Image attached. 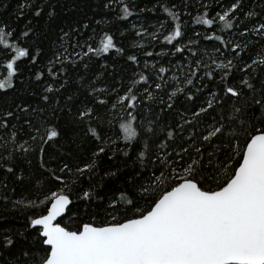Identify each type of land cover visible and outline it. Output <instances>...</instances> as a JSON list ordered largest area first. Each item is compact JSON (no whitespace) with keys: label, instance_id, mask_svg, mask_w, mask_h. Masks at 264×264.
I'll use <instances>...</instances> for the list:
<instances>
[{"label":"snow or ice","instance_id":"snow-or-ice-1","mask_svg":"<svg viewBox=\"0 0 264 264\" xmlns=\"http://www.w3.org/2000/svg\"><path fill=\"white\" fill-rule=\"evenodd\" d=\"M217 4L221 11L213 15L210 6L201 3L203 11L194 23L209 26L212 35L204 39L221 42L234 55L217 62L207 50L189 48L192 61L188 75L183 81L178 76L172 78L176 84L192 85L202 94L207 87L203 79L216 81L214 90L201 99L194 98L191 88L168 84L173 91L164 92L166 99H159L158 112L149 108L151 118L135 126L133 121L138 118L128 109L137 107V90L129 86L121 94L118 87H97L102 80L89 63L93 56L112 49L124 51L114 36L104 32L94 47L91 41L95 31L83 38L84 30L90 27L87 19L65 18L55 23L56 40L50 57H44L52 82L46 83L40 94L46 107H33L21 99L0 112V129H12L3 145L6 154L0 155V169L23 183L22 165L26 163L31 169L29 156H33L43 170L41 177L47 176V180L38 181L39 188L27 199L0 196L5 203L11 202L12 208L42 209L28 217L26 230L36 233L31 244L12 259L0 255L3 264H264V0H228L226 8L222 0ZM58 6L52 0H21L16 16L19 19L27 12L40 18L46 12L48 20L55 22ZM188 7L182 5L184 10ZM121 11L124 17L132 14L123 0ZM164 11L173 21L164 41L172 44L177 38L184 39L181 9L174 4ZM217 20L224 29L234 30L232 39L215 34ZM30 35H36L33 27L17 33L8 23L0 22V46L8 54L0 92L15 88L21 58H30L35 65L42 56L39 46L23 45L21 37L27 40ZM151 35L156 39L155 33ZM199 35L194 33L196 39ZM188 42L194 43L193 37H188ZM256 44L260 49L239 67L242 76L237 82L232 77L237 67L233 61H243L241 53L247 54ZM173 48L175 52L184 50L176 45ZM214 50L223 55L220 48ZM206 55L210 64L205 62ZM128 60L138 63L136 55L128 56ZM213 65L219 72L211 70ZM202 69L204 76L196 86L193 78ZM168 70L156 68L155 89L164 87ZM33 75L39 83L45 73L35 71ZM77 78L79 83H75ZM149 79L142 72L133 84ZM180 94L183 102H179ZM153 96L144 89V97ZM118 106L126 115L116 121L122 135L113 140L107 133L116 126L115 118L106 121L97 109L103 108L111 117ZM49 109L57 121L67 117L63 135L43 116ZM38 117H42L40 124L35 122ZM12 121L32 129L29 140H17ZM105 123L107 129L103 128ZM120 140L126 142L123 147ZM53 141L56 147L46 148ZM118 153L122 167L101 175L100 158L112 160ZM33 179L29 172L30 186H34ZM0 187L7 193V184ZM81 203L83 215L76 207ZM101 214L103 218L98 220ZM65 215L68 223L62 226L57 218ZM25 231L0 230V253L11 256V249L28 239Z\"/></svg>","mask_w":264,"mask_h":264},{"label":"trees","instance_id":"trees-1","mask_svg":"<svg viewBox=\"0 0 264 264\" xmlns=\"http://www.w3.org/2000/svg\"><path fill=\"white\" fill-rule=\"evenodd\" d=\"M21 0H0V22L8 23L11 28L15 29L17 33L23 31L26 27H33L36 30L35 37H30L25 40L21 37L23 45L28 47L32 45H37L42 49V56L38 58V63L32 65L30 58H21L17 64L19 67V74L14 78L15 88L10 89L7 92H0V112L7 110L13 101L19 102L21 99L27 100L33 105V107L39 106L45 108L46 105L41 102L40 94L43 91V86L46 83H51L52 80L47 73V60L44 57H50L52 50V42L56 40V31L55 23H60L61 20L68 19H87L90 27L84 30L83 38L87 39L89 36L93 35L95 31L96 36L94 37L93 46L96 47L99 42L100 35L104 32H108L114 36V41L118 47L122 48L124 51L122 53L117 52L115 49L109 51V53L102 54L101 56H93L90 63V67L93 73H99L102 80V84L97 85V87L107 84L109 88L118 87L123 91H126L129 86H133L134 89L138 92V101L137 107L135 109H128L133 115L137 116V121H133L135 126L144 119H150L149 108L153 111L158 112L159 110V99L166 97L164 92L167 91L171 93L173 88H169L168 84H172L174 87H186L191 88L194 93V98L199 97L203 98L209 90H214L216 81H209L208 79H203V83L207 85L204 89V93L196 92L195 87L192 85L186 84H176V81L173 80V76H178L181 81L184 80L185 76L188 75L189 66L191 65L192 57L188 51L189 48L197 49L201 52L207 50L208 54H211L214 59H217V62L225 59V56L232 58L234 55L231 53L230 49H224L221 42L216 40H206L204 39L207 35H212V32L209 31V26L203 24H196L194 20L198 13H202V9L199 7L201 3L208 4L209 11L214 15L216 12H220L221 9L217 4V0H123L130 6L131 15L124 17L123 12L121 11L122 0H52L53 3L58 2L57 12L58 17L55 22L48 20L46 12L40 18H33L30 13L26 12L24 17L17 19L16 16V7ZM224 7L228 6V0H222ZM109 3L110 7L105 8L104 4ZM7 4L8 7L4 8L3 5ZM177 5L181 9V21L182 29L186 33L185 38H177L172 44H168L164 41V35H167L171 31L173 26V21L167 12L164 11V8H171L172 5ZM183 4H188L189 7L184 10L182 8ZM255 6V4L251 5ZM257 11H260L259 7L256 8ZM190 13L191 15H188ZM31 20V25L27 24V21ZM164 24L165 27L161 28L160 25ZM216 35L225 36V40L232 39L231 33L234 30L224 29L222 22L217 20V25L214 26ZM146 29L144 32L142 30ZM141 32L140 36H137L136 33ZM152 33H155L156 39H153ZM194 33H199V39L194 37ZM188 37H193L194 43L189 44ZM239 42V41H238ZM173 45L183 48L182 52H175ZM220 48L223 55L220 52H216L214 49ZM260 44H256L255 49L248 51L247 54L241 53L243 61L238 62L233 61L234 64H237V67L232 70V77L238 82L242 74L239 71V67L242 66L243 62L248 61L250 56L255 55L256 51H259ZM147 52H152L151 57L147 56ZM160 53V55H157ZM14 54V53H13ZM136 55L137 62L128 60V56ZM8 54L4 51L3 46H0V78L3 75H6V59ZM205 62L211 63L205 56ZM148 65L145 68V65ZM155 64L156 68L163 66L166 69H169L164 74V87L160 90L155 89L154 81L158 82V77L155 75L156 68H153L152 65ZM106 65V67H105ZM211 70L219 72L218 69H215L214 65L211 66ZM35 71H44L45 75L39 83L35 81L33 73ZM144 73L150 77L147 83L140 82L138 84H133V81L138 80L139 74ZM204 70L198 74V77H194L195 85L199 86L203 78ZM23 81V83H21ZM75 83H79V79L75 80ZM148 88L153 92L154 96L152 99L144 97V89ZM52 95V94H50ZM113 102L115 101V96L112 97ZM184 96L180 94V101L183 102ZM98 112L104 116L105 120L114 119L115 127L112 128L107 134L113 139H116V136L122 135L119 131L118 121L121 117L126 115V112L119 108L112 111V116L105 114L103 108H98ZM51 109L43 113L44 117H48V123L55 125L59 130H61V135H63V128L65 126L66 116L60 117L59 121L52 118L50 115ZM59 116V113H57ZM37 124L42 122V117L36 118L35 121ZM15 125V130L17 132V140L25 141L29 140V136L32 134V129L27 126L21 127L16 121L11 122ZM95 126V125H93ZM109 125L105 123L103 125L104 129H107ZM12 129L8 131L0 129V155L6 154L4 152L3 145L6 141H9V133ZM44 127H41V133L44 132ZM31 143V141H29ZM121 147L126 143L123 140L118 141ZM57 142L53 141L50 145H46V148L51 150L56 147ZM8 147H11V144H8ZM33 160V166L31 169H28L27 164H23L22 167L25 169V179L23 183L16 180L15 176L6 173L3 169H0V185L7 184L8 189L7 193L5 190L0 187V196L8 194L11 200H17L20 198H29V194H35L37 188H39V183L41 179L47 180V176L44 175L41 177L42 169L39 168L36 163L35 157L29 156ZM122 167V158L118 153L117 156L109 160L107 157L100 158V168L101 175L103 171H107L111 168ZM17 174H19L20 169H17ZM31 172L34 175L33 185H29L28 175ZM98 178V177H97ZM108 179V178H106ZM114 183H119L114 181ZM45 188L48 187L47 184L44 185ZM14 189V192H13ZM76 207L80 209V215H83L84 205L78 204ZM76 207H73V211L76 210ZM42 209H33L18 207L12 208L11 202L5 203L3 200H0V230L11 228L14 230L25 231L28 217L35 215ZM97 209L93 206V211ZM103 218V214L97 217V219ZM62 225L68 223L67 215L59 221ZM25 235L28 237L27 240H22L16 247L11 249L12 255L9 253L3 252L0 255H3L6 259H12L13 256H18L21 248H27L31 242L32 237L36 235L31 229L25 231ZM47 247V246H45ZM43 253H41L42 255ZM0 264H3V260L0 259Z\"/></svg>","mask_w":264,"mask_h":264},{"label":"water","instance_id":"water-1","mask_svg":"<svg viewBox=\"0 0 264 264\" xmlns=\"http://www.w3.org/2000/svg\"><path fill=\"white\" fill-rule=\"evenodd\" d=\"M60 219H61V218H57V222H59V221H60ZM62 226H63V225H62Z\"/></svg>","mask_w":264,"mask_h":264}]
</instances>
